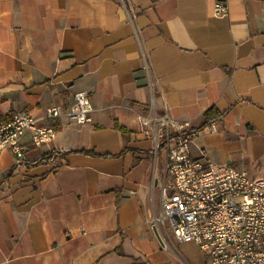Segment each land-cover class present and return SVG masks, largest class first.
<instances>
[{
	"label": "crops",
	"instance_id": "obj_1",
	"mask_svg": "<svg viewBox=\"0 0 264 264\" xmlns=\"http://www.w3.org/2000/svg\"><path fill=\"white\" fill-rule=\"evenodd\" d=\"M122 1L133 23L121 0H0V118L28 112L55 131L40 146L25 136L26 167L0 153V264L184 259L182 244L162 249L144 222L161 171L137 121L151 99L187 130L211 106L225 112L215 131L197 132L191 156L264 177V0ZM216 1L226 14L213 13ZM78 91L90 122L45 117Z\"/></svg>",
	"mask_w": 264,
	"mask_h": 264
},
{
	"label": "built area",
	"instance_id": "obj_2",
	"mask_svg": "<svg viewBox=\"0 0 264 264\" xmlns=\"http://www.w3.org/2000/svg\"><path fill=\"white\" fill-rule=\"evenodd\" d=\"M121 3L127 20L133 23V6ZM213 13L226 14V4L216 1ZM92 111L88 93L78 91L66 111L52 105L45 117L65 115L69 123L84 125L91 121ZM39 120L28 112L0 118V153L12 152L14 169L30 164L23 149L25 136H30L34 146L54 139V129ZM137 121L152 139L154 159L159 152L162 156L160 173L152 174L144 217L160 247L192 242L206 254L205 264H264V177L211 161L202 152L200 158L192 157L191 142L197 132L172 118L165 105L158 112L152 99L148 114L138 115ZM206 128L216 130L215 124Z\"/></svg>",
	"mask_w": 264,
	"mask_h": 264
},
{
	"label": "rangeland",
	"instance_id": "obj_3",
	"mask_svg": "<svg viewBox=\"0 0 264 264\" xmlns=\"http://www.w3.org/2000/svg\"><path fill=\"white\" fill-rule=\"evenodd\" d=\"M154 159V158H153ZM156 168L158 170H161L162 168V156L161 153L159 152L158 154V160H157V166ZM154 197L157 198V192H155ZM177 246V244H175ZM172 246V245H171ZM177 252L187 260L184 261L178 254L177 257H175V261L178 264H194V262H198V264H205V258L206 254L198 248L197 245L194 243H183L182 245H178L177 247ZM175 250V253H177ZM196 264V263H195Z\"/></svg>",
	"mask_w": 264,
	"mask_h": 264
},
{
	"label": "trees",
	"instance_id": "obj_4",
	"mask_svg": "<svg viewBox=\"0 0 264 264\" xmlns=\"http://www.w3.org/2000/svg\"><path fill=\"white\" fill-rule=\"evenodd\" d=\"M224 115H225V112H221L216 107L211 106L203 113L202 123L198 127L191 129V131L200 132L208 126H211L213 124H217V123L222 121ZM114 128L116 130H118L122 134V136H125L128 133L127 129L125 127L119 125L118 123H115ZM79 152L86 153L88 155H97L91 151L81 150ZM118 155H120V154H117V155H101V156L114 157V156H118Z\"/></svg>",
	"mask_w": 264,
	"mask_h": 264
}]
</instances>
